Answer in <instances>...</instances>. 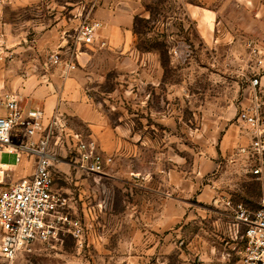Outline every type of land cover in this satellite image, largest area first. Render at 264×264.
Wrapping results in <instances>:
<instances>
[{"label": "rangeland", "instance_id": "1", "mask_svg": "<svg viewBox=\"0 0 264 264\" xmlns=\"http://www.w3.org/2000/svg\"><path fill=\"white\" fill-rule=\"evenodd\" d=\"M102 1L0 5V98L30 76L65 68L52 62L58 53L76 63L85 99L116 141L100 174L77 170L73 148L56 149L55 187L71 222L16 264H238L234 207L257 208L264 195V177L236 155L234 140L249 78L259 73L264 85V61L252 52L264 57V0H134L133 60L79 40ZM72 123L98 146L88 126ZM10 181L0 162V189Z\"/></svg>", "mask_w": 264, "mask_h": 264}, {"label": "built area", "instance_id": "2", "mask_svg": "<svg viewBox=\"0 0 264 264\" xmlns=\"http://www.w3.org/2000/svg\"><path fill=\"white\" fill-rule=\"evenodd\" d=\"M8 0H0V5ZM102 26L99 20L85 22L79 29V40L93 44ZM257 63L263 64V53ZM53 64L74 69L76 63L52 55ZM249 100L241 107L237 125L241 135L236 155L257 177H264V85L259 73H254L248 83ZM6 113L0 115V151L15 153L34 159V172L0 189V264H16L17 257L31 249L36 242L57 239L63 226L70 223L68 198L56 187L53 163L58 159L56 149L69 146L75 152L74 167L85 173L100 174L111 163L112 156L103 153L81 132L73 130L61 115L54 114L45 120L41 108L26 111L20 99L6 94ZM21 128L22 140L13 142V131ZM257 208L243 203L234 207L230 229L235 239L242 242L238 264H264V195ZM76 234V233H74Z\"/></svg>", "mask_w": 264, "mask_h": 264}, {"label": "crops", "instance_id": "3", "mask_svg": "<svg viewBox=\"0 0 264 264\" xmlns=\"http://www.w3.org/2000/svg\"><path fill=\"white\" fill-rule=\"evenodd\" d=\"M204 6H209L217 0H198ZM204 6H197V13L204 18L210 19V12ZM134 0H103L102 4L94 11V18L102 22L98 36L92 45L97 53L107 52L111 55H122L125 59L135 58L134 50V22L137 10ZM83 82L80 75L72 69L63 66L42 74L33 75L22 81L17 93L20 105L24 111L32 108H41L45 113V120L54 114L64 117L70 126L79 130L73 120L78 121L84 127H89L92 137L96 140V146L102 152L109 153L116 148L114 130L102 123L100 114L93 108L91 103L85 99ZM8 94V93H7ZM10 94V93H9ZM5 96L0 98V115L6 113ZM22 129L13 131V142L19 143L22 140ZM236 140L240 137L236 136ZM233 142V143H235ZM95 144V143H94ZM7 151H0V162L4 163L11 170L12 181H18L23 177H30L34 172V159L22 155L17 160L15 153L14 161H1Z\"/></svg>", "mask_w": 264, "mask_h": 264}]
</instances>
